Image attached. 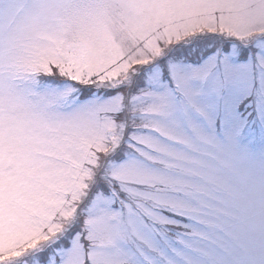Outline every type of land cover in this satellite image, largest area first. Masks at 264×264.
<instances>
[{
    "label": "snow or ice",
    "instance_id": "6c2138e0",
    "mask_svg": "<svg viewBox=\"0 0 264 264\" xmlns=\"http://www.w3.org/2000/svg\"><path fill=\"white\" fill-rule=\"evenodd\" d=\"M0 264H264V0H0Z\"/></svg>",
    "mask_w": 264,
    "mask_h": 264
}]
</instances>
